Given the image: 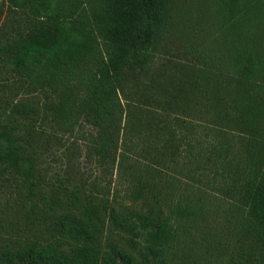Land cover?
Returning a JSON list of instances; mask_svg holds the SVG:
<instances>
[{"label": "trees", "instance_id": "obj_1", "mask_svg": "<svg viewBox=\"0 0 264 264\" xmlns=\"http://www.w3.org/2000/svg\"><path fill=\"white\" fill-rule=\"evenodd\" d=\"M186 2L0 0V264H264V0H201L203 51L172 52ZM65 135L145 202L204 163L223 232L203 189L166 213L62 177Z\"/></svg>", "mask_w": 264, "mask_h": 264}, {"label": "rangeland", "instance_id": "obj_2", "mask_svg": "<svg viewBox=\"0 0 264 264\" xmlns=\"http://www.w3.org/2000/svg\"><path fill=\"white\" fill-rule=\"evenodd\" d=\"M188 1L185 3L186 8H184L183 17H182V26H180L181 34H174L172 36V43L169 45L170 50H180L183 53H195V52H202L203 49L200 46V41L202 40V20L204 18V11L202 10V2L201 0H184ZM198 131V136L200 138L199 146H197V153L202 156H210L214 157V150L218 148L222 142L221 138L217 137L215 131L211 130L210 128H203L196 127ZM233 135L230 134V137ZM75 139L71 136L65 135L62 138V142L64 144L60 150L57 149L56 157L54 160H50L52 163V167L57 170L62 177H66L69 179V173L80 172L85 174L90 180L94 183L98 182L101 185V189L99 191L103 192L106 188L110 190L111 196L116 197V199L120 203L128 204V205H141L143 207H147L148 205L152 207L156 211H163L168 213L169 209L167 207L168 204H175L179 202L183 195L180 187H188L190 191H198L203 189L205 193V199L201 201L203 205L206 206V209L210 211L212 216V222L215 224L221 232H223L224 227H220L217 225L218 220L222 219L221 210L223 209L217 201L214 199L213 193L217 190L214 188L212 181L210 178H207L206 175L201 174L199 172L194 171L197 167L202 166L204 163L199 165H192V164H185L184 158L179 159L169 165L168 169V176L167 179L173 183L176 187V191L173 193L171 188H165L162 190V194L155 193L160 198H155L154 193L151 192L148 196L147 201L145 202L144 199L137 200V194L134 191V188L129 182L122 177L121 170L115 165L112 164L109 166V169H105L101 165H97L96 163H91L86 160L87 155V148L83 141H79L77 146L72 151L74 154L72 155L74 158V170H69L67 168V156L68 149L74 143ZM234 149L237 151L239 146L236 145L235 142H229ZM138 150H142L143 148L138 146ZM213 151V152H212ZM113 166V167H112ZM186 166V167H185ZM167 173V172H166ZM74 181V180H71ZM170 192V195L166 193ZM178 204V203H177Z\"/></svg>", "mask_w": 264, "mask_h": 264}]
</instances>
